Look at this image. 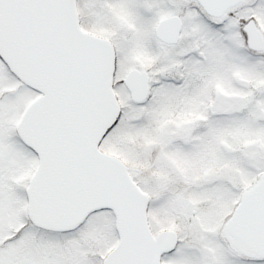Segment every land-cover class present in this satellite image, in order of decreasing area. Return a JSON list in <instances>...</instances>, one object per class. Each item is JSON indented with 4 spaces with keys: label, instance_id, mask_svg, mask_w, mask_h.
<instances>
[{
    "label": "snow or ice",
    "instance_id": "1",
    "mask_svg": "<svg viewBox=\"0 0 264 264\" xmlns=\"http://www.w3.org/2000/svg\"><path fill=\"white\" fill-rule=\"evenodd\" d=\"M0 264H264V0H0Z\"/></svg>",
    "mask_w": 264,
    "mask_h": 264
}]
</instances>
